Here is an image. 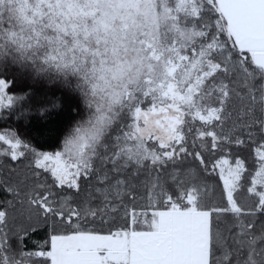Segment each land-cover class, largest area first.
I'll return each mask as SVG.
<instances>
[{
    "label": "snow or ice",
    "instance_id": "snow-or-ice-1",
    "mask_svg": "<svg viewBox=\"0 0 264 264\" xmlns=\"http://www.w3.org/2000/svg\"><path fill=\"white\" fill-rule=\"evenodd\" d=\"M37 83L84 115L0 131V264H264V0H0V113Z\"/></svg>",
    "mask_w": 264,
    "mask_h": 264
},
{
    "label": "trees",
    "instance_id": "trees-1",
    "mask_svg": "<svg viewBox=\"0 0 264 264\" xmlns=\"http://www.w3.org/2000/svg\"><path fill=\"white\" fill-rule=\"evenodd\" d=\"M8 75L11 76L12 69H8ZM34 93L27 101L12 110H5L0 116V131H15L22 139L31 143L39 151H55L62 148L63 136L75 122L83 118L82 112L72 109L68 103H63L59 116H52L49 120H43L35 111V106L46 102L50 97L49 86L43 83L33 85ZM13 91L19 92V88ZM249 162L252 161L250 151L242 153ZM5 161L1 163L0 169L7 171L4 166ZM3 194L0 193V196ZM47 239L45 232L41 229L31 234L25 239V245L28 249L38 247Z\"/></svg>",
    "mask_w": 264,
    "mask_h": 264
},
{
    "label": "rangeland",
    "instance_id": "rangeland-1",
    "mask_svg": "<svg viewBox=\"0 0 264 264\" xmlns=\"http://www.w3.org/2000/svg\"><path fill=\"white\" fill-rule=\"evenodd\" d=\"M5 110H8V109H5ZM5 110H4V111H5ZM4 111H3V112H4ZM3 112L0 113V116L3 114ZM2 147H4V146H3V145H0V148H2ZM3 162H4V160H0V165H1V163H3Z\"/></svg>",
    "mask_w": 264,
    "mask_h": 264
}]
</instances>
